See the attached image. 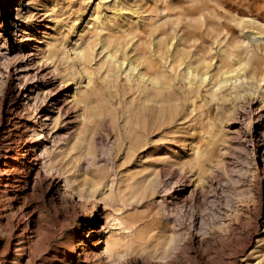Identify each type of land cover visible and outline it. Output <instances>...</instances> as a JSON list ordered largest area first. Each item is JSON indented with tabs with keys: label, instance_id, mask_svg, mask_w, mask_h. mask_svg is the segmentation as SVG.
Returning <instances> with one entry per match:
<instances>
[{
	"label": "rangeland",
	"instance_id": "obj_1",
	"mask_svg": "<svg viewBox=\"0 0 264 264\" xmlns=\"http://www.w3.org/2000/svg\"><path fill=\"white\" fill-rule=\"evenodd\" d=\"M257 7L0 0V163L10 170L6 192L0 175V264H264V29L233 21ZM78 9L99 18L82 58L78 29L68 31ZM199 9L212 31L190 20ZM107 49L143 60L138 68L158 86L137 82L125 65L108 69ZM220 54L246 61V83L189 88L181 79L187 61L215 75ZM141 158L149 166L139 172ZM131 174L134 187L119 192ZM152 231L171 234L165 254L148 247L108 257L98 243L113 232L137 243ZM25 235L31 242L17 248Z\"/></svg>",
	"mask_w": 264,
	"mask_h": 264
},
{
	"label": "bare ground",
	"instance_id": "obj_2",
	"mask_svg": "<svg viewBox=\"0 0 264 264\" xmlns=\"http://www.w3.org/2000/svg\"><path fill=\"white\" fill-rule=\"evenodd\" d=\"M5 2H7V0H5ZM62 2V1H61ZM60 2V3H61ZM118 3V2H117ZM134 3V2H133ZM250 3H255L257 7V9L263 8L261 11H257V10H249L246 12H241V13H237V17L233 19V21H236V23H250L252 25H255L256 28L258 27H262L264 29V15L262 13H264V3L261 2L260 0H250ZM115 5V4H114ZM52 6V5H51ZM86 7V6H85ZM112 7V6H111ZM53 8V7H52ZM60 8V7H59ZM58 8V9H59ZM116 8V7H115ZM118 8V7H117ZM116 8V9H117ZM120 8V7H119ZM124 8V7H123ZM114 9V8H113ZM131 9V8H130ZM121 10V9H120ZM75 16L73 17V24H70L69 27V32H75L77 29V34H78V38L74 41L76 48H75V55L78 57H83L84 56V46L82 44V40L84 39V34L86 33H94L98 30L99 28V18L97 17V15H89L87 14L85 11H83L82 9H78L75 10ZM115 10H113L112 13H114ZM70 12V11H69ZM122 11H119V13ZM91 13V12H89ZM123 13V12H122ZM211 13V12H210ZM57 14V13H56ZM124 14V13H123ZM182 14V13H181ZM212 14V13H211ZM112 15V14H110ZM133 15V14H132ZM114 17V16H113ZM119 17V16H118ZM124 17V16H123ZM138 17V16H137ZM209 17V14L204 15V10H197L190 18L191 21H194L196 24H200V25H207V28H209L211 31L213 30V27L209 26V23H207V19ZM115 18V17H114ZM122 19V18H121ZM128 19V18H127ZM122 23V22H121ZM138 25V24H137ZM259 25V26H258ZM80 26V28H79ZM258 26V27H257ZM120 28V27H119ZM61 29V28H60ZM209 30V31H210ZM66 32V31H65ZM205 32V31H204ZM214 32V31H213ZM203 33V32H202ZM258 33V32H256ZM56 34V33H53ZM204 34V33H203ZM212 34V33H211ZM228 34V31H225V38ZM59 35V34H58ZM147 35V34H146ZM58 37V36H57ZM129 37V36H128ZM126 38V37H125ZM120 39V38H119ZM71 40V39H70ZM198 40V39H197ZM144 44V43H143ZM227 46H229L227 44ZM132 47V46H131ZM231 46L228 47V49ZM89 48V47H88ZM117 50V48H116ZM115 50V51H116ZM152 51V50H151ZM119 52V51H118ZM121 54V53H120ZM53 55V54H52ZM140 56V54H137ZM221 56V54H220ZM122 57V56H121ZM223 58L224 62V67L217 69L215 75H210L208 74V70L205 67H202V70L197 69L196 67H194V63L187 61L185 62V65L183 67L182 70V74H179L181 79L184 81V83L186 85H188L189 88L193 87V84H197L199 86H206L207 84H209L211 87L213 88H218L220 89L222 86H225L227 84H230L232 87H234L235 89L237 88L238 84H242V82L244 81V83H246V80L248 79L246 77V75H244L242 73L243 68L246 64V61L244 60H237V62L235 61L233 64L229 63L230 60V55L226 54V55H222L221 56ZM65 58V57H63ZM91 60V58H90ZM105 60L107 62H109V64L111 65V67H109L108 69L111 70L112 66L116 67L117 70L116 72H118L120 70V66L121 65H125L124 69L125 72L128 74H131L136 80L137 82H142L144 83L145 81H148L149 84L158 86L159 82L157 81V78L155 76H150L148 75L147 71L145 69L138 68V65L141 64V66L143 65V60H140L139 63L134 64L132 61L130 60H126L125 58H116V55L113 51H111L110 49L106 50V55H105ZM198 64V61H197ZM207 65V64H206ZM226 67V68H225ZM123 69V70H124ZM210 71V70H209ZM84 74V73H83ZM160 74V73H159ZM85 75V74H84ZM156 75V74H155ZM86 76H88L89 78V74H87ZM158 76V75H157ZM150 78V79H149ZM261 78V77H260ZM149 79V80H148ZM72 81V80H71ZM260 82V81H259ZM74 84V83H73ZM77 86V84H76ZM171 87V86H170ZM247 87V86H246ZM167 88V87H166ZM99 89V88H98ZM97 89V90H98ZM101 89V88H100ZM223 89V88H222ZM76 90V89H75ZM201 91V90H200ZM220 91V90H219ZM195 92V91H194ZM221 92V91H220ZM218 93V92H217ZM216 92H213L211 95V98H215L216 97ZM224 93V92H223ZM222 93V94H223ZM174 94V93H173ZM187 94V93H186ZM231 94H234L231 93ZM181 95V94H180ZM219 96V95H218ZM74 98L77 99L78 102H82L83 107L85 109H87L86 107H88V104L81 98H78L77 96L74 95ZM264 98V97H263ZM185 99V98H183ZM219 99V98H218ZM94 100V99H93ZM174 100V99H173ZM154 103L155 104H160V98L158 96H155L154 99ZM78 104V103H77ZM91 109V107H89ZM150 108V107H149ZM193 108V107H192ZM157 112V111H156ZM82 116V115H81ZM86 120V119H84ZM82 129V128H81ZM80 130V129H79ZM129 130V129H128ZM130 131V130H129ZM93 132V131H92ZM191 140V139H190ZM194 140V139H193ZM72 142V141H71ZM195 144V143H194ZM197 144V143H196ZM199 147V146H198ZM198 147H195V151H194V159L197 158L198 156ZM180 148V147H179ZM129 151L132 153L134 151H136V146L134 145H130L128 146ZM192 149V148H191ZM1 157L3 159H5L7 156V154H1ZM149 157V156H148ZM193 158V157H192ZM142 159V158H141ZM197 162V161H196ZM196 162H190L188 161V164L192 165ZM4 165L3 167H1V165ZM149 165H145L143 159L140 160V165L139 167L141 168V170L139 172H141L144 168H147ZM71 168V167H70ZM137 168V167H136ZM151 169V168H150ZM132 170V169H131ZM130 170V171H131ZM153 170V169H152ZM9 164L7 161L1 162L0 163V175H6V179L4 181V183L2 184V187L4 188V191L6 192L8 190V187L10 185V172H9ZM76 171V170H75ZM154 171V170H153ZM138 172V173H139ZM199 174V173H198ZM133 178V174L131 175H127L125 177V185L122 188L118 187V191L123 192L124 190L128 189H132L134 187L135 181L132 180ZM198 182V181H197ZM98 182L92 180L91 184L89 185V191L91 193H93L94 191V187L96 186ZM197 185V184H196ZM199 186V185H198ZM110 187V186H109ZM81 189V187H80ZM82 191V190H81ZM15 193V192H14ZM115 194V193H114ZM5 197H8L5 195ZM79 198H83L81 196V194L78 195ZM93 210H91V218L88 219V223L89 225L91 224L92 221V217H93ZM118 223L121 224L122 222L118 219ZM118 224V225H119ZM28 221H27V226H28ZM132 226V225H130ZM3 227V226H2ZM131 227H129V225L127 226V229H129ZM120 229V228H118ZM7 230V229H6ZM152 230V229H151ZM153 232V231H152ZM148 236V239L146 237L145 238H139V242H134V240H132L129 236V238L127 237V235L123 234L124 236H120L118 235L116 232H113L112 234H110L108 237H104L102 240H98L101 241L103 243V251L107 254L108 257H111V255L113 254H117V255H125L131 252H138V251H143L145 250V248L148 249V247H151V250L153 252L156 251H160V254H165V252L167 251V247L172 239L171 234L169 233V231H167V233H164V235H159L157 236L156 233H152ZM101 234V231H100ZM138 234V233H137ZM17 235V234H16ZM140 235V234H139ZM21 236V235H20ZM137 237V236H136ZM19 240V239H18ZM31 242L29 235H25L24 238L22 240H20L18 242L17 248L22 249L25 247L26 244H29ZM40 242V240L36 241V244L38 245V243ZM189 239L186 242V245L188 244ZM34 244V243H33ZM35 245V244H34ZM28 247V246H27ZM30 247V245H29ZM72 253V252H71ZM29 255V254H27ZM23 257V256H21ZM29 258V257H28ZM122 258V257H121ZM149 258V257H148ZM163 259V257L161 256L160 259ZM179 258V257H178ZM59 259V258H58ZM109 259V258H108ZM16 260V259H15ZM19 257L17 259V264H22L19 261ZM110 261V260H109ZM119 261V260H118ZM58 262V261H57ZM117 262V261H116ZM58 264V263H57ZM77 264V263H76Z\"/></svg>",
	"mask_w": 264,
	"mask_h": 264
}]
</instances>
